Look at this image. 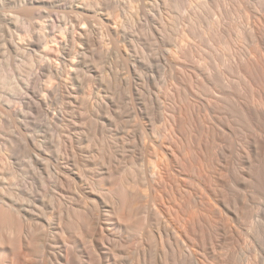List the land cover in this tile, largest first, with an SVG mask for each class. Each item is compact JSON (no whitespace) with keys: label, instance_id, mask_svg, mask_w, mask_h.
Instances as JSON below:
<instances>
[{"label":"bare ground","instance_id":"obj_1","mask_svg":"<svg viewBox=\"0 0 264 264\" xmlns=\"http://www.w3.org/2000/svg\"><path fill=\"white\" fill-rule=\"evenodd\" d=\"M82 1L9 39L0 264H264V0Z\"/></svg>","mask_w":264,"mask_h":264},{"label":"rangeland","instance_id":"obj_2","mask_svg":"<svg viewBox=\"0 0 264 264\" xmlns=\"http://www.w3.org/2000/svg\"><path fill=\"white\" fill-rule=\"evenodd\" d=\"M12 1H19V0H5V2H4V0H0V74L3 73L2 74L3 76L2 75L0 76L1 77L0 78V83L1 84L5 83L4 85L2 84L3 86L0 84V91H1L0 93H3L5 89H7L5 91H10L9 88H7V87H10V85H11V87H13L14 83L16 85L18 83L17 82L18 79L20 80L22 78V76L24 77L28 73V72H26V70L28 71L27 68L29 66L31 67V65H32L31 61H35V59H38V56L36 54H33V53H32L33 55L31 53L29 55H28V53H26V55H22L21 52L18 53V52H15L13 50L10 51V52H13V53H10L9 49H8L9 48L8 47L9 39L13 38V39L17 40V42H20L21 40H19V37H22L21 35H23L24 36V40H26V42H28V38L31 37V34H32L31 32L33 31L32 29H34L33 28L34 27L33 26L34 23H32V22H34L36 20L40 21L41 23L44 22L43 25L40 24L39 25L40 27L38 26L37 29L38 30L40 29L39 31L45 32V30H46V28H45L46 21L49 22V19H51L53 17L56 18L57 20H59V19L63 20V18H65V17L62 18V15L66 16V17H68V16L70 17V15L72 14L71 13V7L79 2V0H71V1L70 0H48L49 4L43 6V8H41L38 11L37 15H34L36 17H34V16L31 17L30 15L27 16L26 14L22 15V14L17 13V11L15 10V8L12 5ZM20 1L24 2V1H27V0H20ZM80 1L85 3L82 0H80ZM88 1L97 2L95 0H88ZM81 2H79V3H81ZM192 2L195 3L194 1H192ZM69 3H70V5H69ZM65 11L68 12V13H66ZM69 11H70V14H69ZM16 16L18 17L17 19L20 20V21H18L15 18ZM62 20H59L57 22H60ZM31 24H33V25H31ZM24 25H28L29 27H26V29H25ZM30 26H31V29H30ZM17 34H19V35H17ZM65 39H66L65 34L63 35L62 32H60L59 30L55 31L54 33L49 35V37L47 39V42H45L42 45V47L39 49L40 52L38 51V53L42 52V54L47 55V57L50 58V61L54 65V67L59 68V69L62 67L61 57H62V50H63V45L65 43ZM17 53H18V55H17ZM15 54L17 55V57L15 56ZM23 56H25L26 58L23 57ZM36 56H37V58H36ZM32 59H34V60H32ZM30 62H31V65H30ZM30 67H29V70H30ZM17 70H19V72ZM21 72H24L26 74H24V73L20 74ZM17 76H19V78ZM14 81H16L17 83L14 82ZM58 84H59V79L58 78L52 77V78L45 79L44 85L46 87V90L44 92L43 97L41 96L40 99L42 101H48L49 93ZM21 104L20 103H16V106L19 107V109H23V105H21ZM1 128H2V126H1ZM2 130L5 131V132H8L9 131V125H6V126L4 125ZM7 169L8 170L16 169V171L20 174V178H23L22 174H25V172H23L22 170L14 168L13 166H11L9 164L5 154H4V151H0V171L2 173H4V175H5ZM21 172H22V174H21ZM28 179L29 180L27 182V186L28 187H32V182H31L30 178H28ZM46 183L50 187L48 185L46 186L47 188H45V186H41V185L38 186L39 187V191L42 192V194H46L47 193L46 189L48 191V189L51 188L50 181H48Z\"/></svg>","mask_w":264,"mask_h":264}]
</instances>
